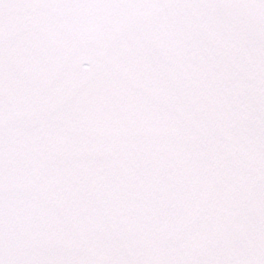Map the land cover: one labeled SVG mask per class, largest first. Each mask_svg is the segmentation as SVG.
I'll use <instances>...</instances> for the list:
<instances>
[{
  "label": "snow or ice",
  "instance_id": "obj_1",
  "mask_svg": "<svg viewBox=\"0 0 264 264\" xmlns=\"http://www.w3.org/2000/svg\"><path fill=\"white\" fill-rule=\"evenodd\" d=\"M0 264H264V0H0Z\"/></svg>",
  "mask_w": 264,
  "mask_h": 264
}]
</instances>
